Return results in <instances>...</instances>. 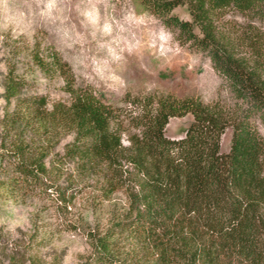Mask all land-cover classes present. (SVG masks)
Here are the masks:
<instances>
[{
    "label": "trees",
    "instance_id": "obj_1",
    "mask_svg": "<svg viewBox=\"0 0 264 264\" xmlns=\"http://www.w3.org/2000/svg\"><path fill=\"white\" fill-rule=\"evenodd\" d=\"M140 2L181 42L206 53L240 110L164 95L126 127L112 105L74 83L56 53L33 54L43 73L62 76L67 98L25 94L24 79L5 75L0 128L12 140L8 154L15 163L1 187L22 193L45 188L43 177L53 167L45 161L47 145L72 133L60 159L73 160L79 174L101 173L107 194L121 190L126 205L111 232L89 234L87 264H115L116 238L130 241L132 256H150L149 264H264V138L247 116L254 113L264 123V32L234 36L223 22L229 10L263 21L264 0ZM178 6L186 7L189 20L172 14ZM186 113L192 120L184 135L166 137L168 118ZM226 127L230 144L221 152Z\"/></svg>",
    "mask_w": 264,
    "mask_h": 264
},
{
    "label": "rangeland",
    "instance_id": "obj_2",
    "mask_svg": "<svg viewBox=\"0 0 264 264\" xmlns=\"http://www.w3.org/2000/svg\"><path fill=\"white\" fill-rule=\"evenodd\" d=\"M44 7L38 0H0V113L3 80L10 71L25 80V94L44 95L49 101L67 98L62 76L43 73L32 59L33 54L49 53L68 65L76 85L112 105L126 127L130 117L164 95L217 101L229 109L241 106L206 53L181 42L176 31L164 26L140 0H57L51 13L41 15ZM85 13L98 17V22ZM172 14L190 19L185 6L174 8ZM223 22L234 36L246 30L264 32V20L232 10L224 14ZM239 50L248 52L244 45ZM247 116L264 138V123L254 113ZM191 120L189 113L169 117L165 136L182 137ZM230 136L231 128L226 127L220 135L221 152L228 151ZM71 139L72 133H63L50 140L45 161L54 168L43 177L45 188L22 193L1 187L15 159L8 154L12 140L0 128V167L5 168L0 170V264H87L92 255L89 234L111 232L125 212L123 192L107 194L101 173L79 174L73 160L60 159ZM121 142L127 144L125 133ZM116 239L115 264L152 260L132 256L130 241Z\"/></svg>",
    "mask_w": 264,
    "mask_h": 264
},
{
    "label": "clouds",
    "instance_id": "obj_3",
    "mask_svg": "<svg viewBox=\"0 0 264 264\" xmlns=\"http://www.w3.org/2000/svg\"><path fill=\"white\" fill-rule=\"evenodd\" d=\"M38 2H43L45 5L44 11H42L41 15H48L57 5V0H38ZM85 15L89 16L90 20L93 23L98 22V17L93 16L91 13H85ZM106 30H107V26H106Z\"/></svg>",
    "mask_w": 264,
    "mask_h": 264
}]
</instances>
